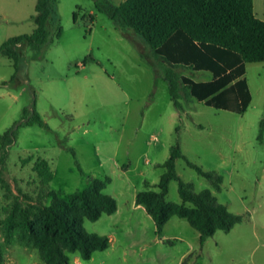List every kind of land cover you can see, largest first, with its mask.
Masks as SVG:
<instances>
[{
	"label": "rangeland",
	"instance_id": "1",
	"mask_svg": "<svg viewBox=\"0 0 264 264\" xmlns=\"http://www.w3.org/2000/svg\"><path fill=\"white\" fill-rule=\"evenodd\" d=\"M123 1L55 0L50 42L42 49L15 48L18 70L13 59L0 55V136L23 121L26 110L33 118L36 109L49 126L22 127L14 144L1 145L2 219L14 195L49 205L52 192L67 198L110 179L105 193L120 210L86 221L85 229L107 236L111 245L86 264H264V63L247 65L253 100L244 114L208 107L183 87L178 112L163 78L167 63L96 7ZM37 2L0 0V47L36 30ZM177 72L197 82L212 79L209 72ZM173 146L223 182L216 191L185 159L176 164L180 178L195 192L212 190L219 203L244 217L230 233L210 237L203 251L188 220L171 218L160 235L136 203L137 191H159ZM40 159L53 171L49 184L35 169ZM167 201L182 204L178 182H171ZM0 246L1 264H44L37 249L16 234L7 237L2 227ZM82 261L75 255L72 264Z\"/></svg>",
	"mask_w": 264,
	"mask_h": 264
},
{
	"label": "trees",
	"instance_id": "2",
	"mask_svg": "<svg viewBox=\"0 0 264 264\" xmlns=\"http://www.w3.org/2000/svg\"><path fill=\"white\" fill-rule=\"evenodd\" d=\"M96 7L118 29L133 30L141 36L154 55L167 63L163 78L178 112L182 111L181 87L208 107L238 114L247 112L253 99L246 78L247 64L264 63V21L255 14L254 0H125L119 7L98 4ZM36 12L37 27L32 34L10 38L0 47V55L13 59L17 70L20 53L15 48L28 45L42 49L51 40L55 0H38ZM77 19L75 13L74 20ZM62 32L60 28L58 37ZM181 68L209 72L212 79L197 82L179 74L177 70ZM25 114L23 121L0 136V147L14 144L22 127L35 124L49 127L36 109L33 118H29V110ZM263 138L264 119L259 140L262 142ZM179 159H185L216 191L221 190L220 176L191 163L179 146H173L169 159L162 165L165 173L157 186L159 191L140 192L137 205L145 208L160 235L173 217L188 220L200 233L202 245L218 231L230 233L244 217L219 203L212 190L193 191L177 173ZM35 169L44 184L52 182L54 174L46 160H38ZM79 169L82 172L80 165ZM0 181L4 182L2 178ZM172 181L179 183L182 204L167 201ZM109 182L110 179L95 180L84 192H74L67 198L52 192L49 205L25 194L14 195L5 208V218L0 213V228L7 237L16 234L21 241L31 244L44 264H72L75 255L90 261L96 252L106 251L111 245L107 236L85 229L86 221L96 222L103 215L118 211L117 200L105 193ZM2 261L0 246V264Z\"/></svg>",
	"mask_w": 264,
	"mask_h": 264
},
{
	"label": "crops",
	"instance_id": "3",
	"mask_svg": "<svg viewBox=\"0 0 264 264\" xmlns=\"http://www.w3.org/2000/svg\"><path fill=\"white\" fill-rule=\"evenodd\" d=\"M111 1H113V0H111ZM125 1V0H124ZM123 1V2H124ZM122 2V3H123ZM121 3V4H122ZM37 4H38V2H37ZM37 4H36V7H37ZM254 11H255V14H256V16L259 18V19H261V20H263L264 21V0H254ZM131 31H133V30H131ZM139 36V35H138ZM248 65V64H247ZM247 74V73H246ZM205 82V81H204ZM249 83V82H248ZM250 86V85H249ZM251 89V88H250ZM252 92V91H251ZM252 97H253V95H252ZM253 100V99H252ZM151 184H153L152 182H151ZM139 194V191H137V193H136V197L135 198H137V195ZM139 206V205H138ZM141 207V209H144L145 210V208L143 207V206H140ZM120 209H119V207H118V211H119ZM117 211V212H118ZM146 211V210H145ZM116 212V213H117ZM200 239V238H199ZM207 243V241L202 245L201 244V241H200V248H201V250L203 251V249H204V247H205V244ZM93 259V258H92ZM91 259V260H92ZM90 260V261H91ZM87 263V261H82V263H80V264H86Z\"/></svg>",
	"mask_w": 264,
	"mask_h": 264
}]
</instances>
